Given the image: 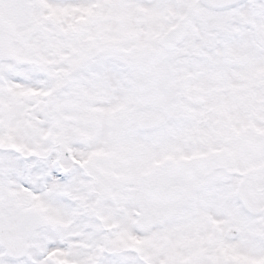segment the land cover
Segmentation results:
<instances>
[{
    "label": "snow or ice",
    "instance_id": "1",
    "mask_svg": "<svg viewBox=\"0 0 264 264\" xmlns=\"http://www.w3.org/2000/svg\"><path fill=\"white\" fill-rule=\"evenodd\" d=\"M0 264H264V0H0Z\"/></svg>",
    "mask_w": 264,
    "mask_h": 264
}]
</instances>
